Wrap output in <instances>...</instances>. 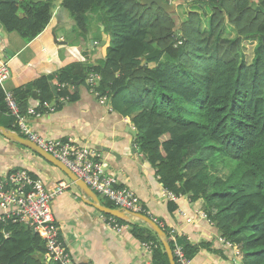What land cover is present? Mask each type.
Instances as JSON below:
<instances>
[{
  "label": "trees",
  "instance_id": "16d2710c",
  "mask_svg": "<svg viewBox=\"0 0 264 264\" xmlns=\"http://www.w3.org/2000/svg\"><path fill=\"white\" fill-rule=\"evenodd\" d=\"M141 1L62 0L83 42L95 34L86 23L104 27L105 55L90 62L85 51L65 59L56 73L16 88L19 113L27 114L31 100L40 102L39 115L74 102L79 86L105 97L113 111L131 119L136 149L164 190L201 200L218 236L235 247L237 264H264V0H202L187 6L184 20ZM53 9L54 0L3 2L0 24L29 43L45 30ZM202 16H208V29ZM246 42L253 44L249 64L242 59ZM156 50L158 57L145 60ZM90 75L98 77L95 87L87 84ZM4 99L0 87V126L18 133ZM220 168L228 169L223 177L216 174ZM168 208L176 206L169 202ZM129 230L152 244V264H169L153 231ZM178 245L190 259L199 249L215 251L209 242ZM45 252L41 238L23 225H0V264H43Z\"/></svg>",
  "mask_w": 264,
  "mask_h": 264
},
{
  "label": "crops",
  "instance_id": "0c3cea01",
  "mask_svg": "<svg viewBox=\"0 0 264 264\" xmlns=\"http://www.w3.org/2000/svg\"><path fill=\"white\" fill-rule=\"evenodd\" d=\"M61 9L59 5L54 6L45 30L29 43L24 42L15 32L8 33L1 29V56L8 61L10 69V78L3 85L5 91L12 93L16 88L41 76L52 75L63 66L65 59L79 58L85 51L89 54L90 62L101 58L102 49H89L88 52V46L84 47L88 42H100L96 34H91L90 39L85 42L81 40V44H77L76 37L68 35V32L64 37L67 42L54 38L62 30L69 29L68 23L60 14ZM38 43H41V48L34 47ZM66 44L72 46V52ZM75 91L78 97L74 102H64L56 110H47L48 112H42L38 116L26 114L28 128L45 139L74 141L77 147L97 154L104 171L116 178L119 187L135 194L150 215L149 218L163 224L162 230L167 229L169 238L175 240V244H179L180 240L191 244H212L214 253L199 249L190 264H237L235 247L231 249L218 236L217 229L201 212V204L190 202L186 196L176 197L174 201L164 196L159 177L148 165L146 157L136 149L134 142L137 132L131 119L113 111L109 102L102 103L96 95H92L91 89L79 86ZM39 104V101L31 100L27 109H38ZM131 130L136 133L135 138L129 133ZM16 134L19 135V132ZM16 170L35 175L36 180L45 182L47 186L60 180L69 183L67 191L52 201L51 209L60 240L75 264L152 263L153 251L143 246L144 242L134 239L129 229L120 234L112 231L102 220L105 217L103 213L93 208L89 203L90 199L58 169L0 134V179ZM96 196L102 206L111 208L106 206V199L97 194ZM169 202L176 206L173 212L169 211ZM117 222L127 228L133 225L146 227V224L130 215L117 219ZM219 251L222 256L218 254ZM43 264L52 263L45 261Z\"/></svg>",
  "mask_w": 264,
  "mask_h": 264
},
{
  "label": "built area",
  "instance_id": "2783aa9c",
  "mask_svg": "<svg viewBox=\"0 0 264 264\" xmlns=\"http://www.w3.org/2000/svg\"><path fill=\"white\" fill-rule=\"evenodd\" d=\"M163 1L174 6H190L202 0ZM0 52H2L1 49ZM9 78V63L0 57V87H3ZM97 80V76L90 75L87 78V84L90 87H95ZM59 87L62 86L59 85ZM4 100L9 115L15 119L19 134L22 137L59 160L91 191L106 199L117 209L145 214L150 217L135 194L128 189L119 187L116 178L104 171L100 157L97 154L85 148L77 147L74 141L69 140L61 143L58 140L45 139L33 133L25 122V116L19 113L13 94L5 91ZM99 100L102 103L107 102L105 97H100ZM48 110H51L50 107H48ZM26 113L31 116L39 115L32 108H28ZM68 187L69 183L64 180H60L52 186H47L45 182L33 179L28 172L23 170L10 172L0 179V225L11 222L23 225L32 233L37 234L45 245L46 252L43 258L46 262L52 264H75L60 240L59 230L51 209L52 201L67 191ZM163 194L170 201L176 199L172 193L166 190L163 191ZM102 220L106 226L117 234L129 229L119 224L114 217H103ZM157 224L163 229V224ZM172 242L174 244L172 254L175 264H190L191 259L187 257L182 246L178 243L175 244V240ZM143 246L152 251L154 250L150 243H144Z\"/></svg>",
  "mask_w": 264,
  "mask_h": 264
},
{
  "label": "water",
  "instance_id": "95a60500",
  "mask_svg": "<svg viewBox=\"0 0 264 264\" xmlns=\"http://www.w3.org/2000/svg\"><path fill=\"white\" fill-rule=\"evenodd\" d=\"M15 0H0V4L3 2L11 3L14 2ZM143 5H146L150 7L151 5L157 6L159 9L163 10L166 13H174L175 8L174 6H171L163 0H142L141 1ZM257 10L259 9L258 7L256 8ZM2 25L0 24V39L2 38V33H1ZM100 35L101 39L100 42L94 43L90 42V46L94 47H103L106 40L107 36L104 33V27L100 25ZM8 54V51H6ZM3 54V52H2ZM159 52L156 50L153 53L145 56V60H151L156 57H158ZM51 91L55 95V88L51 87ZM56 96V95H55ZM129 133L135 138L136 133L133 132V130L129 131ZM0 134L13 142H16L23 146L25 149L28 151L34 152L40 159L45 161L47 164L52 165L56 169H58L70 182H72L80 191L83 193L85 196H87L90 199V205L97 209L99 212L106 214L108 216L117 218V219H124L125 216L130 215L136 217L139 221L143 222L146 224V226L153 231L159 242L161 243L164 253L167 256L168 263L169 264H175L172 250L168 244V241L166 239V234L165 232L158 226V224L155 222V220L149 218V216H145L144 214H138V213H132L126 210L122 209H112V208H107L105 206H102L98 199L97 196L94 192H92L80 179H78L65 165H63L59 160L54 158L52 155L44 152L42 149H40L38 146H36L34 143L30 142L29 140H26L19 135H17L14 132L7 131L3 127L0 126Z\"/></svg>",
  "mask_w": 264,
  "mask_h": 264
},
{
  "label": "rangeland",
  "instance_id": "374dc122",
  "mask_svg": "<svg viewBox=\"0 0 264 264\" xmlns=\"http://www.w3.org/2000/svg\"><path fill=\"white\" fill-rule=\"evenodd\" d=\"M61 1L62 0H54V6L59 5V8H60ZM182 6L177 7L176 10H175V13H176V15L178 16V18L180 20H184L185 19V16H186V9H184ZM60 14H61V16H63L64 20L68 23L69 29L68 30H62V33H60L59 35L54 36V38L57 39L58 41L67 42V40L64 37L66 36V33L68 32V35L73 34L74 37H76L75 42L77 44H81V40H82L81 38L82 37L79 36L80 34L77 32V29L75 28L74 21L71 19V16L69 15V13L67 11L61 9L60 10ZM21 15H22L21 12H19L18 13V16H21ZM202 21H203L202 22L203 27H205L206 29H208V21H209L208 20V16H202ZM96 26L99 27V29L96 28ZM86 28L88 30L87 31L88 33L93 31L96 34L97 38H98L97 30H99V32H100V24H97L96 25V22L93 21L91 23H86ZM229 32H231V31L228 30L227 31V34H225V36H227L229 34ZM230 35H231V33H230ZM44 38H47V37H44ZM65 46H68V49L70 51L72 50L71 49L72 46H70L69 44H66ZM87 46H88V50L87 51H89V48H91L90 42L85 43V46L84 47H87ZM107 46L108 45H106L105 47H107ZM34 47L41 48V43H38V44L34 45ZM105 47L104 46L102 47V50H101V58H103L104 55H105V51H106V48ZM252 48H253V44L250 43V42H246L242 46V49H243V51H242V59L247 64H249L251 62V59H252V55H253ZM0 53L2 55V52H0ZM0 57L3 58L2 56H0ZM227 172H228V169L227 168H220V169H218V171L216 172V174L219 177H223ZM195 203H199L200 204L201 203V200H198Z\"/></svg>",
  "mask_w": 264,
  "mask_h": 264
},
{
  "label": "clouds",
  "instance_id": "9594fccd",
  "mask_svg": "<svg viewBox=\"0 0 264 264\" xmlns=\"http://www.w3.org/2000/svg\"><path fill=\"white\" fill-rule=\"evenodd\" d=\"M164 2V1H163ZM171 6H174V5H171ZM179 6H182V5H179ZM179 6H177V5H175L174 6V8H175V10H176V8L177 7H179ZM183 7H185V8H187V5L185 6V5H183ZM175 13V12H174ZM176 14V13H175ZM22 137V136H21ZM24 138V137H23ZM25 139V138H24ZM93 192V191H92ZM96 194V193H95ZM117 219V218H116ZM228 246H230L229 244H227ZM172 250V249H171Z\"/></svg>",
  "mask_w": 264,
  "mask_h": 264
}]
</instances>
